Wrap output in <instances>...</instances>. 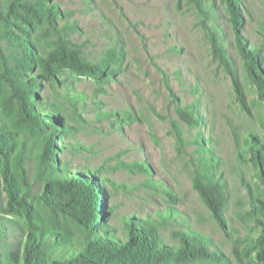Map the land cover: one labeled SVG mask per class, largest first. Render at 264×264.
<instances>
[{"label": "rangeland", "instance_id": "rangeland-1", "mask_svg": "<svg viewBox=\"0 0 264 264\" xmlns=\"http://www.w3.org/2000/svg\"><path fill=\"white\" fill-rule=\"evenodd\" d=\"M54 1L67 14L58 24L76 25L67 36L79 44L86 59H102L114 47L123 51L119 71L106 82L63 72L59 84H43L39 93V99L60 106L71 128L58 156L61 163L69 165L71 172L74 168L98 169L104 179L106 206L108 211L112 209L108 224L121 237L123 218L150 216L157 220L158 213L169 209L176 217L160 230L165 243L176 245L171 233L191 229L209 237L231 264H264L254 254L251 259L243 256L242 246L234 242L235 237L248 233L235 212L239 202L243 210L250 209L249 190L257 181L248 158L240 162L237 157L234 133L243 137L254 131L264 139V106L243 74L225 5L210 0L214 19L204 24H216L223 32L225 50L243 87L247 109L236 100L231 77L212 57L202 16L187 0ZM239 5L241 35L249 45H258L262 40L260 26L264 27V0H239ZM193 102L199 103L203 117L202 126L196 128L188 127L176 114L178 105L184 108ZM126 112L137 120H123ZM174 122H178L186 142L201 132L220 160L219 171L228 195L224 214L227 233L218 227L193 189L194 148L191 144L178 148ZM0 123L10 127L6 117ZM12 131L31 141L25 124L18 123ZM140 162L149 166L152 181L170 190L172 198L145 188L146 176L122 167ZM33 165L31 159L26 162L31 182ZM5 207L0 184V219L12 218L3 212Z\"/></svg>", "mask_w": 264, "mask_h": 264}, {"label": "trees", "instance_id": "trees-1", "mask_svg": "<svg viewBox=\"0 0 264 264\" xmlns=\"http://www.w3.org/2000/svg\"><path fill=\"white\" fill-rule=\"evenodd\" d=\"M187 1L202 16L212 57L231 77L236 100L247 109L243 87L225 50L223 32L216 24H204L214 19L212 1ZM220 1L229 15L243 74L264 106V27L260 26L261 42L249 45L241 35L239 0ZM63 17L67 14L54 0H0V119L6 117L10 123V127L0 123V184L6 198L3 212L12 217L0 219V264H231L209 237L191 229L171 233L176 245L165 243L160 230L176 217L169 209L158 213L157 220L150 216L123 218L119 237L108 224L112 209L108 211L106 206L99 170L74 168L71 172L69 165L61 163L58 156L71 128L58 104L39 99L43 84H59L63 72L103 83L119 71L123 58L122 49L114 47L102 59H86L79 44L67 36L76 25L58 24ZM176 114L190 128L203 124L198 102L184 108L178 105ZM123 120L134 122L137 118L126 112ZM18 123L28 128L30 142L12 131ZM173 130L178 148L193 146V189L218 227L227 233L224 214L228 195L219 171L220 160L201 132L186 142L178 122L173 123ZM234 142L239 161L248 158L257 179L249 190L250 209L243 210L239 202L235 212L248 233L235 237L234 242L242 246L243 256L251 259L254 254L264 263V139L249 131L243 137L234 133ZM29 159L34 163L32 182L26 167ZM122 167L146 176L145 188L173 197L170 190L152 181L146 163Z\"/></svg>", "mask_w": 264, "mask_h": 264}]
</instances>
